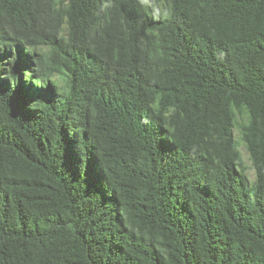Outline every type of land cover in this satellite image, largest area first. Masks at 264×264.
I'll use <instances>...</instances> for the list:
<instances>
[{"label":"trees","instance_id":"16d2710c","mask_svg":"<svg viewBox=\"0 0 264 264\" xmlns=\"http://www.w3.org/2000/svg\"><path fill=\"white\" fill-rule=\"evenodd\" d=\"M170 2L0 0V264H264V0Z\"/></svg>","mask_w":264,"mask_h":264},{"label":"clouds","instance_id":"9594fccd","mask_svg":"<svg viewBox=\"0 0 264 264\" xmlns=\"http://www.w3.org/2000/svg\"><path fill=\"white\" fill-rule=\"evenodd\" d=\"M139 5L148 10L150 17L156 21H164L170 19L174 15V7L170 0H139ZM102 6L104 10H110L114 7V0H103ZM3 47L4 46H0V49Z\"/></svg>","mask_w":264,"mask_h":264},{"label":"rangeland","instance_id":"374dc122","mask_svg":"<svg viewBox=\"0 0 264 264\" xmlns=\"http://www.w3.org/2000/svg\"><path fill=\"white\" fill-rule=\"evenodd\" d=\"M235 136H236V138L239 137L237 130H235ZM241 150L243 152V157H244L245 163L248 167L247 174H248L250 180L252 181V183L256 182V173H255V170L252 166V161L250 159L249 153H248L246 147L244 146V144L241 145Z\"/></svg>","mask_w":264,"mask_h":264}]
</instances>
